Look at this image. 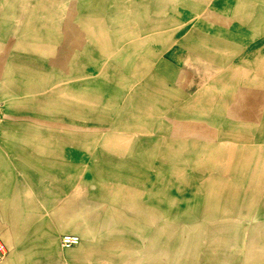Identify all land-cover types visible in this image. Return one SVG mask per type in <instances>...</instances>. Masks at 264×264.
<instances>
[{
	"label": "rangeland",
	"instance_id": "rangeland-1",
	"mask_svg": "<svg viewBox=\"0 0 264 264\" xmlns=\"http://www.w3.org/2000/svg\"><path fill=\"white\" fill-rule=\"evenodd\" d=\"M26 48L39 51V72L20 71L30 86L7 90L35 113L34 126L57 129L41 144L71 146L75 192L94 190L99 171L122 175L97 160L142 162L145 140L153 151L174 128L192 132V123L213 141L219 117L255 90L264 96V0H0V55ZM151 170L176 179L184 169L154 162ZM81 173L93 183H80ZM88 214L96 217L95 206Z\"/></svg>",
	"mask_w": 264,
	"mask_h": 264
},
{
	"label": "crops",
	"instance_id": "crops-1",
	"mask_svg": "<svg viewBox=\"0 0 264 264\" xmlns=\"http://www.w3.org/2000/svg\"><path fill=\"white\" fill-rule=\"evenodd\" d=\"M31 48L0 55V264H264L260 92L245 95L238 110L219 117L224 122L215 128L213 141L201 139L197 124L192 123V132L174 128L165 141H156L153 151V141L143 142L148 151L142 162L97 160L101 169L120 168L122 175L99 171L94 190L75 192L67 154L71 146L41 144L46 131L55 136L57 129L34 126L35 113L18 108L19 92L7 90L30 86L20 71L39 72L32 63L39 66L40 53L27 50ZM27 65L32 68L24 69ZM46 116L56 118L55 113ZM191 119L201 121L195 114ZM55 151L63 155L57 157ZM154 162L184 170L176 179H157ZM82 163L88 166L86 159L80 167ZM83 174L78 178L87 185L89 177ZM93 206L96 217L90 219ZM63 234L78 236L79 243L60 247Z\"/></svg>",
	"mask_w": 264,
	"mask_h": 264
},
{
	"label": "built area",
	"instance_id": "built-area-1",
	"mask_svg": "<svg viewBox=\"0 0 264 264\" xmlns=\"http://www.w3.org/2000/svg\"><path fill=\"white\" fill-rule=\"evenodd\" d=\"M78 241H79V237L76 235H72V234H63L60 236V239H59L60 246L63 248L71 247L75 245L76 243H78ZM3 254L4 253L2 250V245L0 244V255L2 256Z\"/></svg>",
	"mask_w": 264,
	"mask_h": 264
},
{
	"label": "bare ground",
	"instance_id": "bare-ground-1",
	"mask_svg": "<svg viewBox=\"0 0 264 264\" xmlns=\"http://www.w3.org/2000/svg\"><path fill=\"white\" fill-rule=\"evenodd\" d=\"M224 5V4H223ZM199 27V26H198ZM216 27V26H215ZM254 35V34H253ZM111 81V80H110ZM25 164V163H24ZM258 217V216H257ZM80 250V249H79ZM5 264H7V263H5Z\"/></svg>",
	"mask_w": 264,
	"mask_h": 264
}]
</instances>
